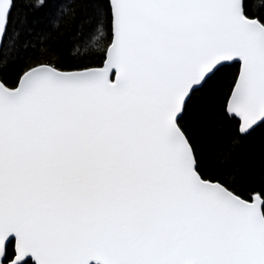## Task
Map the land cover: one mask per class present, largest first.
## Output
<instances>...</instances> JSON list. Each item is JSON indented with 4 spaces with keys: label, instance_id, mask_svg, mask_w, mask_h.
Instances as JSON below:
<instances>
[{
    "label": "snow or ice",
    "instance_id": "snow-or-ice-1",
    "mask_svg": "<svg viewBox=\"0 0 264 264\" xmlns=\"http://www.w3.org/2000/svg\"><path fill=\"white\" fill-rule=\"evenodd\" d=\"M0 264H264V0H0Z\"/></svg>",
    "mask_w": 264,
    "mask_h": 264
}]
</instances>
